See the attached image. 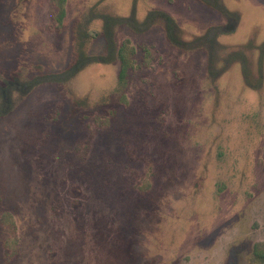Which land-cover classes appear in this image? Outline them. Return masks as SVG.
Segmentation results:
<instances>
[{"label":"rangeland","instance_id":"obj_1","mask_svg":"<svg viewBox=\"0 0 264 264\" xmlns=\"http://www.w3.org/2000/svg\"><path fill=\"white\" fill-rule=\"evenodd\" d=\"M57 4L0 0V264H264V0Z\"/></svg>","mask_w":264,"mask_h":264},{"label":"trees","instance_id":"obj_2","mask_svg":"<svg viewBox=\"0 0 264 264\" xmlns=\"http://www.w3.org/2000/svg\"><path fill=\"white\" fill-rule=\"evenodd\" d=\"M63 1L64 0H58V4H57V6H58V16H57V20L59 21V22H62V20H63V18H64V15H65V10H64V4H63ZM225 12V11H224ZM226 14L227 15H229L230 14V12L228 13L227 11H226ZM231 15H232V17H231V19H232V21H230V25H228V26H226V25H224V26H218V27H211L207 32H206V34L208 33V32H214V35H215V37L218 35H220V33H223V32H226V31H231L230 29L233 27V28H235V26H233V25H236L237 24V22H238V18L236 17V14L235 13H231ZM224 29H223V28ZM206 34H204L203 36H205ZM217 36V37H218ZM191 48V47H193V48H196V47H199V46H197V45H194V44H191V45H189V44H187V46H186V48ZM134 51H135V49H134V47L133 46H130L127 42L126 43H124L119 49H118V55H119V59H120V61H121V70H120V77H123V76H125V74L127 73V71H128V68H129V66L131 65V62H130V57H131V54H134ZM235 55H238V52H235ZM213 56V55H212ZM41 80H34V82H32V84L31 85H33V84H35V83H39ZM30 85V86H31ZM3 88V90L5 91V88L4 87H2ZM1 113V112H0ZM254 254L258 257V258H260V259H264V243H262V244H257V245H255V247H254Z\"/></svg>","mask_w":264,"mask_h":264}]
</instances>
